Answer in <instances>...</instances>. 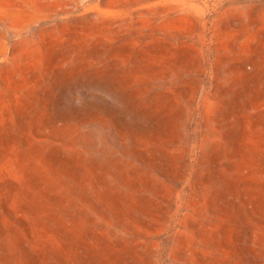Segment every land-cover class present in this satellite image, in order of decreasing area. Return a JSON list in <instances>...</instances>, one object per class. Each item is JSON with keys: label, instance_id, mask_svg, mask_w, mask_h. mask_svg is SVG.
Segmentation results:
<instances>
[{"label": "rangeland", "instance_id": "1", "mask_svg": "<svg viewBox=\"0 0 264 264\" xmlns=\"http://www.w3.org/2000/svg\"><path fill=\"white\" fill-rule=\"evenodd\" d=\"M0 264H264V0H0Z\"/></svg>", "mask_w": 264, "mask_h": 264}, {"label": "bare ground", "instance_id": "2", "mask_svg": "<svg viewBox=\"0 0 264 264\" xmlns=\"http://www.w3.org/2000/svg\"><path fill=\"white\" fill-rule=\"evenodd\" d=\"M152 189V188H151ZM156 194H158V193H156ZM156 217V216H155ZM147 219V218H146ZM162 221V220H161ZM137 222V221H136ZM152 223V222H151ZM163 223V222H162ZM154 225V224H153ZM156 225V224H155ZM149 262V261H148Z\"/></svg>", "mask_w": 264, "mask_h": 264}]
</instances>
